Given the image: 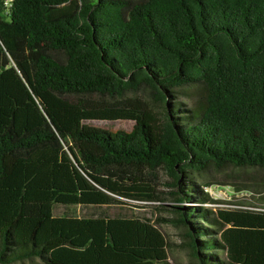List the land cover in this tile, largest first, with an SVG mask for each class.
I'll return each mask as SVG.
<instances>
[{"label": "trees", "instance_id": "1", "mask_svg": "<svg viewBox=\"0 0 264 264\" xmlns=\"http://www.w3.org/2000/svg\"><path fill=\"white\" fill-rule=\"evenodd\" d=\"M46 93L139 118L60 131ZM29 163L49 188H0L18 207L0 216V264H169L158 221L106 179L172 196L190 264H264V209L207 210L218 183L197 182L264 170V0H0V181Z\"/></svg>", "mask_w": 264, "mask_h": 264}, {"label": "rangeland", "instance_id": "2", "mask_svg": "<svg viewBox=\"0 0 264 264\" xmlns=\"http://www.w3.org/2000/svg\"><path fill=\"white\" fill-rule=\"evenodd\" d=\"M24 68L26 74L29 75L26 65H24ZM46 94L43 104L46 109H50L49 114L55 127L60 131H70L75 126L79 125H88L107 131H129L135 121L139 118L137 113L131 111H83L81 109L67 106L51 94ZM37 153L39 154L36 157V159H38L37 164L44 170H46L47 164L50 163L52 158L54 156L57 157V152L50 149ZM17 168L18 166L16 169ZM35 168L36 164L29 163L18 168L17 172L14 169V174L12 172L9 178L0 181V188L48 189L49 170L48 181L43 185L44 187L41 188L34 187V184H37V182L34 180L32 182H27L26 176L22 175L28 171H34V174L31 173L27 179L32 180L37 176L39 181H44V173H40V176H38V172L35 174ZM17 176L20 177L18 178ZM96 180L98 182L102 181L101 178H97ZM106 182V184L110 183V189H113L114 192L120 195V197L117 196V199L124 205H127V212H130L137 217H145L152 221H158L157 224H155V227L160 231L167 243V257L169 264H190L193 261L188 255V250L185 246L186 239L183 237L182 230L171 222V220H174L175 218L171 208L177 206L178 203L173 200L171 195L162 192L166 190H160L163 193L160 195L163 199L159 205L158 202L146 200L151 196L152 188L150 185H124L108 181L107 179ZM197 182L218 183L206 188L203 186L205 188L204 191H206L209 197L217 203L204 206L207 210L264 209V170L225 169L220 172L209 171L202 178L198 179ZM101 185L105 188L108 187V185L106 186L102 183ZM182 205L185 207L197 206L194 203L192 205L189 203H182ZM159 207H163V209L160 210ZM17 210V205L2 204L0 205V216H14L17 214ZM159 219H165V222L160 221Z\"/></svg>", "mask_w": 264, "mask_h": 264}]
</instances>
